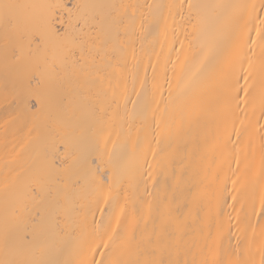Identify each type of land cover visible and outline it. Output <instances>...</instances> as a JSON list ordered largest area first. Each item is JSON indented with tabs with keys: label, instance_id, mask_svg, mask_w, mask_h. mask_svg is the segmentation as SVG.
I'll use <instances>...</instances> for the list:
<instances>
[{
	"label": "bare ground",
	"instance_id": "obj_1",
	"mask_svg": "<svg viewBox=\"0 0 264 264\" xmlns=\"http://www.w3.org/2000/svg\"><path fill=\"white\" fill-rule=\"evenodd\" d=\"M0 264H264V0H0Z\"/></svg>",
	"mask_w": 264,
	"mask_h": 264
}]
</instances>
